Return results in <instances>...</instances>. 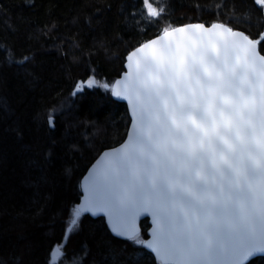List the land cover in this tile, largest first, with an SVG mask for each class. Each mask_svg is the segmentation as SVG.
Returning <instances> with one entry per match:
<instances>
[{"label": "trees", "instance_id": "16d2710c", "mask_svg": "<svg viewBox=\"0 0 264 264\" xmlns=\"http://www.w3.org/2000/svg\"><path fill=\"white\" fill-rule=\"evenodd\" d=\"M200 23L264 42V0H0V264H51L55 248L52 264H164L144 246L148 219L124 240L79 213L80 183L126 138L112 87L128 54Z\"/></svg>", "mask_w": 264, "mask_h": 264}, {"label": "snow or ice", "instance_id": "6c2138e0", "mask_svg": "<svg viewBox=\"0 0 264 264\" xmlns=\"http://www.w3.org/2000/svg\"><path fill=\"white\" fill-rule=\"evenodd\" d=\"M241 47L255 45L244 35ZM255 64V51L237 71L206 49L144 69L137 134L121 167L126 194L154 202L183 237L165 264H248L264 255V59L259 75Z\"/></svg>", "mask_w": 264, "mask_h": 264}, {"label": "water", "instance_id": "95a60500", "mask_svg": "<svg viewBox=\"0 0 264 264\" xmlns=\"http://www.w3.org/2000/svg\"><path fill=\"white\" fill-rule=\"evenodd\" d=\"M201 25L204 27H199ZM244 35L246 34L242 31L219 23L210 26L202 23L190 24L171 29L128 54L125 70L113 84L112 95L114 99L127 105L131 119L129 129L124 141L104 150L82 178L79 213L92 218L103 217L110 232L124 240L138 237L141 234V221L148 219L150 227L144 246L158 261L165 264V252L174 251L183 242V237L177 230L169 228L154 202L147 197L141 199L126 194L127 181L121 167V158L137 134L140 103L136 99V93L139 81L144 75L146 65L162 56L166 57L174 52H187L191 55L206 49L215 50L226 58L229 64H237V71L255 51L254 74L259 75L260 61L264 59V55L253 39L254 49H242ZM244 79L246 84L251 83L253 75H246ZM96 84L95 79L81 81L78 89ZM259 256L264 255L254 256L248 263Z\"/></svg>", "mask_w": 264, "mask_h": 264}, {"label": "rangeland", "instance_id": "374dc122", "mask_svg": "<svg viewBox=\"0 0 264 264\" xmlns=\"http://www.w3.org/2000/svg\"><path fill=\"white\" fill-rule=\"evenodd\" d=\"M61 256H62V252L55 248L52 252L50 263L52 264L58 262Z\"/></svg>", "mask_w": 264, "mask_h": 264}]
</instances>
